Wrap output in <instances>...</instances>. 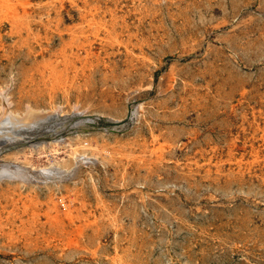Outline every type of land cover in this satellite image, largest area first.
I'll return each instance as SVG.
<instances>
[{
    "label": "rangeland",
    "instance_id": "1",
    "mask_svg": "<svg viewBox=\"0 0 264 264\" xmlns=\"http://www.w3.org/2000/svg\"><path fill=\"white\" fill-rule=\"evenodd\" d=\"M84 1L101 6L106 19L117 18L124 34L121 43L97 46L100 57L87 78L68 92L30 88L22 67L3 60L0 84L13 70L15 106L80 103L92 117L89 127L70 131V143L45 139L42 147L28 141L7 148L0 159H14L33 174L62 169L41 182L2 180L0 193L22 189L41 200V213L52 199L70 196L81 214L74 226L93 225L45 241L29 213L28 226L39 228L21 243L0 236V264H264V149L247 155L243 168L253 165L244 174L232 171L235 161L220 171L203 164L214 150L226 158L234 137L245 144L254 124L264 123V0ZM38 2L49 7L44 15H57L61 4ZM64 4L68 23L81 17L69 0Z\"/></svg>",
    "mask_w": 264,
    "mask_h": 264
},
{
    "label": "bare ground",
    "instance_id": "2",
    "mask_svg": "<svg viewBox=\"0 0 264 264\" xmlns=\"http://www.w3.org/2000/svg\"><path fill=\"white\" fill-rule=\"evenodd\" d=\"M57 1H59V3H61L60 5H58V7H56L57 8V11H56L57 15L51 14L52 12L50 13V11L47 15H44V12H43L44 9L49 8L46 6V3H44L46 1L38 2V0L37 1L36 0L35 1L34 0H0V63L3 60L4 61L7 60L11 64H18L20 67H22V69H20L19 72L21 73L24 85L26 84V86H28L30 88H32L33 86H35V87L40 86L41 87V85H44L45 87L48 86V87H46L48 89L57 90L62 86L61 88H64V90L68 92V90L70 89V86L75 81H77L78 79L84 78L88 75L90 70H92L97 59H99L100 54L96 51L97 46L102 48L103 45H105V44H112L115 42L121 43L120 38H122V36L124 34L122 35V32L118 31V28H116L117 26L115 27V24L118 23V19L117 18L106 19L107 17L105 15H104L105 16L104 17V16H102V14H100L101 13L100 12L101 6H99V5H94V3L92 5L90 1L69 0L71 3L72 9L77 8L81 14V17L78 20H75L74 22L68 23L67 18H66L67 16L63 15V9L66 6L64 4L65 0H50V2H49V3H51L50 6L53 4H54L53 6H55V3ZM101 5H103V4H101ZM72 9H70V10H72ZM53 12H54V10H53ZM118 15H120V14H118ZM121 15H123V14H121ZM219 22H221V21H219ZM122 25L123 24H121V26ZM212 35H213V33H212ZM57 37L60 39L59 41L61 43H60V46L57 50H53V46L55 44ZM128 41H130V40H128ZM197 42L198 41H196V43ZM136 43H137V41H136ZM182 43H184V42H182ZM196 43H194V44H196ZM131 47H132V45H131ZM106 48H108V47H106ZM123 50H124V48H123ZM132 51H134V50H132ZM23 52H25V55L23 56L24 58H22ZM106 54H109V53H106ZM142 54H141V56H142ZM130 57H132V56L130 55ZM175 71H177V69ZM1 73L2 72H1V68H0V76H1ZM168 74L169 73H167V75ZM173 78H174V76H173ZM15 80H16V74L14 73L13 70H11V71L6 72L5 80L3 83L0 84V156L4 155L5 152L8 151L7 148L11 149L14 146H18V145H20L22 143H26L28 141L34 142V145L37 144L40 147L43 146L45 139L46 140H49V139L53 140L54 139L55 141L61 140L63 142H69L70 139H69L67 134L70 131L80 130V129L85 130V127L88 126L87 125L88 121L92 120V117L85 115L86 110H85V108H82L80 103L72 104L71 107L66 109L62 104L56 103V104L51 105L49 107H41L39 105L33 104L31 101L23 100V102L21 103L22 105L15 106V104H14L15 102L13 100L12 93H11V90L13 89L12 87L15 84ZM162 84H164V82ZM168 84H170V83H168ZM141 87H143V86H141ZM32 90H34V89H31V91ZM38 90H40V89H38ZM60 90H62V89H60ZM132 90H134V89H131V91ZM138 90H139V88H137V91ZM243 90H245V89H243ZM26 93H25V95H26ZM39 93H41V92H38V94ZM32 94H34V93H32ZM49 94H50V92H49ZM50 99H52V97ZM47 104H49V103H47ZM252 111H254V110H252ZM248 123H249V121H248ZM262 123L263 122L260 123L257 121V123L254 124V127H253L254 130L252 131V136H251V138H249L250 141L248 139L249 142L245 141L244 142L245 144H242V145L238 144L237 143L238 136L234 137V140H233V137L231 136L233 142H231L230 145H228L230 150H229V154L227 155L226 158L224 156H218V155L215 156V154H214L215 150H214V153L211 151L212 153H211V155H209V158H206V160L204 159L205 161L203 164H205L206 166H209V167H216L217 170L220 171L222 169L223 164L226 161H228L229 164H234V163H232V161H235L237 164V167L232 168L233 172H238L240 174H244L246 171H252V165L253 164L251 161H249L250 164H247L246 168H243V165L245 164L244 160L246 157H248L247 156L248 154L253 153V155L257 156V154L260 152V150L264 149V123L263 124ZM239 131H241V130H239ZM70 134H71V132H70ZM44 136H46V138H44ZM159 136H160V134H159ZM156 137L153 139H156ZM139 142L140 141H138V143ZM152 143H153V141H152ZM246 143H248V144H246ZM47 144H49V143H47ZM114 146H116V145H114ZM144 146L146 147L147 144H145ZM160 146H162V145H160ZM219 147H221V146H219ZM122 148H124V147H122ZM240 148L244 149V151H245V149H248V148H250V149H249V152L245 151V152H242L240 154V153H237L238 149H240ZM125 149H128V148H125ZM139 149H141V146ZM122 151L124 152L125 150H122ZM132 152H134V151H132ZM132 152L130 150V153H132ZM75 153H76V151H75ZM119 153H121V152H119ZM193 154H194V152H193ZM121 155H123V154H121ZM86 157H87L86 155L77 156V159L79 160L78 163L79 162L82 163L83 159H85ZM126 158H128V157H126ZM2 159H0V181L5 180V179H7V180L18 179V180H21L22 182L28 181V180H34V181L41 182L40 180L43 181V179H45V178L57 177V175H59V173L61 172L60 170L62 169L61 165H57L54 168H46V169H43V171H38L39 173L33 174L32 171L30 170L31 168L29 169L28 167H26L22 163L16 162L14 159L13 160H5V159L2 160ZM252 159L254 160V158H252ZM153 160H155V159H153ZM146 165H147V162H146ZM231 167H232V165H231ZM66 168H68V167H66ZM77 168H79V167H77ZM225 168H227V166ZM69 169H67V170H69ZM210 169H212V168H209V170ZM233 172H232V174H233ZM55 181H58V180L55 179ZM45 182H47V181H45ZM34 183H38V182H34ZM14 184H15V182H14ZM21 185H23V184H21ZM15 191L14 192L7 191L5 193H0V236L5 240V242L7 244H11L13 242H19V241H20V243H21V241L23 242V240L28 239L27 236H29L28 235L29 229H31V231H32V230L38 229L39 227L40 228L38 229V231L43 234V238L45 241H51V240H53L54 242L59 241L62 239V236L64 234L71 233L73 231V230H71L72 226H74V224H77L78 219H80V217H81L79 210H75L76 206L73 204L75 199L70 197V196L63 198L60 201H55L52 199V201L47 202V209H45V211L43 213H41L40 210L44 204L41 202V200L39 198L32 196V195H30V196L26 195V193H24V191L22 189L19 191H16V192ZM49 198H48V200H49ZM83 203H84V201H83ZM61 207H63V209H61ZM100 207H102V206H100ZM76 211H78V212H76ZM29 213H31L33 219H35L36 222L40 223L39 227L37 225H36L37 226L36 228H33V227L31 228V226L30 227L28 226L27 216ZM41 215L45 217V220L41 219V220L37 221L38 217ZM82 220H84V219H82ZM92 225H93V222H88V223H83V225L82 224H80L78 226L75 225L74 227H76L75 229H77L78 231L79 230L83 231L84 228L86 229V227H89ZM47 230L51 231V233L47 234L46 233ZM70 230H71V232H70ZM87 230H89V229H87ZM35 234H37V233H35ZM98 234H96V235H98ZM79 238H77V239H79ZM69 239H71V237ZM62 241H64V240H62ZM72 242H73V240H72ZM43 243H45V242H43ZM80 243L78 242L77 245H79ZM66 244H70V243L68 242ZM83 245H84V243H83ZM75 246H76V244H75ZM113 260H114V256H113ZM118 264H119V262H118Z\"/></svg>",
    "mask_w": 264,
    "mask_h": 264
}]
</instances>
